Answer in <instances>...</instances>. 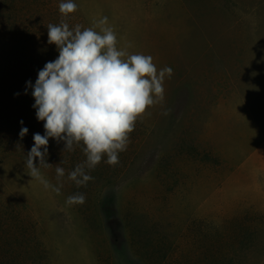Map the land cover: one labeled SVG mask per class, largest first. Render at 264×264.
Returning <instances> with one entry per match:
<instances>
[{"label":"rangeland","instance_id":"1","mask_svg":"<svg viewBox=\"0 0 264 264\" xmlns=\"http://www.w3.org/2000/svg\"><path fill=\"white\" fill-rule=\"evenodd\" d=\"M61 2L0 0V264H264V0H73L67 17ZM103 17L118 50L174 74L86 186L68 179L82 142L49 139L57 194L28 175L45 130L27 82L59 55L48 24L99 32Z\"/></svg>","mask_w":264,"mask_h":264},{"label":"clouds","instance_id":"2","mask_svg":"<svg viewBox=\"0 0 264 264\" xmlns=\"http://www.w3.org/2000/svg\"><path fill=\"white\" fill-rule=\"evenodd\" d=\"M77 7L73 0H62L59 11L67 17ZM107 24V17L100 19L96 24L99 32L79 24L70 28L63 18L59 24H48V44H54L59 55L39 70L34 85L27 82L35 100L36 118L44 122L45 130L43 136L33 135L34 146L26 155L28 175L57 194L63 184L53 187L40 171L41 166L52 167L46 162L49 139L63 141L64 151H74L82 142L86 160L68 173V179L77 187L86 186L94 179L88 171L100 164L104 154L108 165L120 163L119 153L127 150L137 118L163 101L164 81L174 74L168 66L158 70L150 55L118 50L117 36ZM27 134L28 129L21 127L20 138ZM37 158L38 167L34 163ZM55 171L58 180L65 176L60 164ZM85 202L82 193L66 201L69 205Z\"/></svg>","mask_w":264,"mask_h":264}]
</instances>
